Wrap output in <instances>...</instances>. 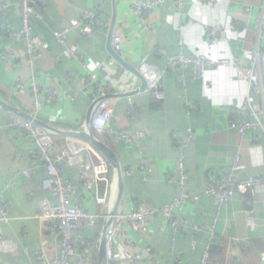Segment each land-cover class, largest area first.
<instances>
[{
	"label": "crops",
	"instance_id": "0c3cea01",
	"mask_svg": "<svg viewBox=\"0 0 264 264\" xmlns=\"http://www.w3.org/2000/svg\"><path fill=\"white\" fill-rule=\"evenodd\" d=\"M135 1L40 0L35 7L42 17L34 19V32L49 48L42 50L35 67L30 68L24 60V43L1 31L3 26H9L13 32L21 30L20 0H0L8 6L7 14L0 16V99L10 108L0 106V125L7 126L0 134V195L10 206L11 218L8 225L0 221V236L5 242L0 244V264H32L43 249L50 258L60 252L59 239L45 238L38 218L42 198L55 202L44 187L47 171L33 159V143L25 138L24 131L8 127L9 124L34 115L41 128L53 132L56 146L63 148L70 132L83 131V123L92 108L93 97L85 83L83 64L113 92L124 93L142 87V80L136 74L142 62L167 70V55L180 53L181 40L183 53L191 59L228 60L233 64L215 70L206 66L199 76L192 65L188 66L186 88L178 85V73L167 71L166 100L154 101L145 91L134 94L132 99L138 109L134 117L128 113L126 96L110 98L114 109L110 127L114 132L125 131L136 136L145 131L147 135L137 144H114L105 139L104 144L113 153L112 161L122 171L118 214H127L140 204L153 211L146 233L133 232L126 221H115L126 229L133 243L126 249L121 238L115 237V264H132L134 259H140L143 264H200L216 219L219 243L212 249L211 264H264V201L253 203L248 197L235 194L219 211L214 197L205 194L211 178L224 177L236 156H240L235 172L238 179L264 176V135L252 132L240 136L229 129L232 110L241 107L251 91L239 68L249 67L250 54L255 49L264 51V43L255 32L264 0H185L184 18L166 4L148 17L151 31H146L145 24L133 15L131 4ZM83 10L95 11L107 27L95 30L86 27L89 36L76 34L71 38L79 47L82 64L59 60L62 48L54 34L76 24ZM210 30L224 34L213 46L208 45ZM112 34L122 38L120 57L136 72L125 68L113 56ZM160 49L167 54H162ZM6 50L10 54L3 57ZM19 79L26 82L20 91L16 88ZM257 83L264 84V74ZM33 85L42 89L38 108L34 105ZM50 93L55 97L52 101L47 100ZM192 104L196 110L190 111ZM254 104L262 106L264 102L255 96ZM189 130L194 138L186 150L190 200L184 215L188 228L179 232L167 224L162 210L179 195V187L166 180L167 175L177 174L179 150L174 134L186 136ZM253 138H256L254 142ZM95 149L109 164L114 201L100 205L96 194L84 189L78 190L77 198L86 212L108 215L115 210L120 196L119 176L116 166ZM92 168L89 155L84 154L77 167L61 164V174L66 182L77 185L80 172ZM248 214L254 220H249ZM106 225V219L100 218L97 227L85 225L74 234L76 243L86 236L94 241L90 264H103L101 247ZM80 251L77 245V253ZM78 261L77 255L72 264Z\"/></svg>",
	"mask_w": 264,
	"mask_h": 264
},
{
	"label": "built area",
	"instance_id": "2783aa9c",
	"mask_svg": "<svg viewBox=\"0 0 264 264\" xmlns=\"http://www.w3.org/2000/svg\"><path fill=\"white\" fill-rule=\"evenodd\" d=\"M40 0H20L22 28L19 32H13L9 26H3L1 31L17 40H20L25 45L26 56L25 63L34 68L36 60L42 56V50L49 48L34 32L33 22L35 18L41 19L42 15L36 10V4ZM169 4L173 10L181 17H186L185 0H136L131 4L133 15L145 24V30L151 31L152 25L148 21V17L159 7ZM8 11V6L0 3V16H5ZM249 13V9H246ZM86 27L91 30L106 28L107 25L102 22L98 14L93 10H83L80 20L67 28H63L54 34L56 43L62 48V54L59 60L79 61V47L71 41V38L76 35L89 36ZM256 34L264 43V4L262 11L258 16ZM208 45L213 46L217 39L224 37L223 33L215 31L208 32ZM112 49L116 54L122 51V38L117 34L111 36ZM183 40L180 41V53L167 55V70H161L158 66L142 62L138 68V73L146 82L144 90L150 98L157 102L166 100V91L164 87V76L167 71L178 73V85L186 88V69L192 65L195 75L199 76L206 66L212 70L220 66H230L233 62L221 60L215 62L204 58L191 59L183 53ZM162 54H167L166 50L160 49ZM10 51L6 50L2 53L3 57L9 56ZM86 70L85 83L90 88L92 93V108L89 118L83 123V131L79 134H88L99 142H105V139L111 140L114 144L127 143L137 144L140 139L146 138V132H139L134 136L125 131L114 132L110 127V121L114 116V109L110 104L111 97H127L129 102L128 113L134 117L138 115V109L135 105L132 96L142 90V87H137L127 92H113L110 88L101 83L98 76L88 72L87 66L83 64ZM240 76L250 86L251 91L247 95L244 103L239 108H234L231 112V121L229 129L240 136H246L252 132H258L264 135V104L258 106L254 104V97L259 96L264 102V84L257 83L258 78L264 74V51L257 48L250 54V65L248 68H239ZM26 82L19 79L16 88L22 90ZM35 108H38L42 97V89L33 85L31 87ZM76 97V96H74ZM54 94L50 93L47 97L48 101L54 100ZM189 110H196L195 105H190ZM32 115V114H31ZM29 117L31 120H16L11 122L8 127H18L25 133V138L30 139L33 143L31 155L35 161L40 162L47 171V178L44 180V187L55 202L47 197L39 201L40 213L38 218L43 226L45 238L59 239L60 252L55 258H50L45 249H43L34 258L32 264H72V260L78 255V264H90L91 257L94 253V241L89 237L79 238L76 243L74 234L82 229L83 226L95 228L98 226L99 219H106L108 223L113 218V223L107 229V244H106V262L115 263L116 257L114 253L115 237H120L124 247L129 249L133 243L126 234V229L121 225H116L115 221L120 220L121 223L126 221L128 228L136 233L148 232L149 220L153 216V211L146 205L140 204L137 208L132 207L127 214H117L115 217L110 212L108 215L90 214L86 212L78 203L77 192L79 189L93 191L96 194L98 204L105 205L106 202L113 203L114 187L109 180V164L107 160L95 149L91 141L80 137H67V142L63 148L56 146L53 138V132L41 128L35 122V116ZM7 126L0 125V134ZM193 132L189 130L186 136L176 132L174 138L179 150L177 159V174L167 175L166 180L169 183L176 184L179 187V195L172 201L171 204L165 206L162 210L163 217L167 224L174 230L186 232L188 221L184 215L186 203L190 200L188 193V178L186 174V150L194 138ZM256 138H253L254 142ZM84 154H88L93 168L90 171L82 170L80 172L79 183L72 185L66 182L61 174V164L65 163L71 167H77L81 164ZM240 165V156H236L232 162L230 169L222 178H211L205 194L214 197L218 210L231 200L235 194L243 197H248L251 202L264 201V176L250 177L247 179H238L235 172ZM28 175V174H27ZM75 202V204L72 203ZM252 213V212H251ZM10 206L5 201L3 194L0 195V221L8 225L11 221ZM250 215V216H249ZM249 220H254L251 214H248ZM217 219L214 221V228L209 239L208 245L203 250L200 264H211L212 249L218 245L219 239L215 234V226ZM199 230V228H196ZM202 230V228L200 229ZM0 244L5 242L0 236ZM77 245L80 247V254L77 253ZM132 264H143L140 259H134Z\"/></svg>",
	"mask_w": 264,
	"mask_h": 264
},
{
	"label": "water",
	"instance_id": "95a60500",
	"mask_svg": "<svg viewBox=\"0 0 264 264\" xmlns=\"http://www.w3.org/2000/svg\"><path fill=\"white\" fill-rule=\"evenodd\" d=\"M113 56L116 58V60L118 62H120L125 68L129 69L130 71L132 72H136L134 70V68L130 67L121 57L119 54H116L114 51H113ZM136 74H138V76L141 78L142 80V90L144 91L146 89V82L142 79V77L140 76V74L138 73V71L136 72ZM0 106L4 109H7V110H10L9 106L3 102L1 99H0ZM25 118L27 120H31V118L29 116H25ZM36 124L39 125V126H42V124H40V122H38L37 120H35ZM68 136H72V137H80V138H86L88 139L89 141H91V143L98 149L100 150V152L108 159L110 160V162L116 166V164L112 161L113 160V153L112 151L103 143L99 142L98 140L94 139L93 137H91L90 135L88 134H77V133H73V132H70L68 134ZM116 170H117V174L119 176V185H120V196L118 198V202H117V206L115 208V210L113 211L112 213V216L115 217L117 214H118V207L120 205V202H121V197H122V191H123V181H122V171L120 168H118V166H116ZM113 223V218L107 223L105 229H104V237H103V241H102V247H101V258L103 260V264H108L106 262V259H105V254H106V244H107V238H106V234H107V229L108 227ZM109 264H115V263H109Z\"/></svg>",
	"mask_w": 264,
	"mask_h": 264
}]
</instances>
